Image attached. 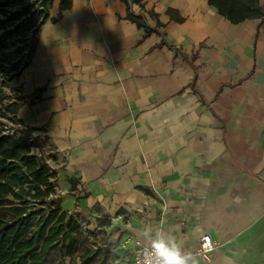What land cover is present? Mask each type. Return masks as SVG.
<instances>
[{
    "label": "crops",
    "instance_id": "1",
    "mask_svg": "<svg viewBox=\"0 0 264 264\" xmlns=\"http://www.w3.org/2000/svg\"><path fill=\"white\" fill-rule=\"evenodd\" d=\"M60 2L45 3L16 115L78 180L62 208L106 215L113 243L123 232L111 264H135L147 224L200 264H264V18L232 23L208 0ZM129 11L156 27L154 11L164 34L143 38Z\"/></svg>",
    "mask_w": 264,
    "mask_h": 264
},
{
    "label": "trees",
    "instance_id": "2",
    "mask_svg": "<svg viewBox=\"0 0 264 264\" xmlns=\"http://www.w3.org/2000/svg\"><path fill=\"white\" fill-rule=\"evenodd\" d=\"M9 0H0V12ZM22 4L14 13L22 18L29 28L38 31L47 18L46 8L36 17L30 0H15ZM47 0H44V4ZM144 7V0H126ZM217 11L232 23L247 19L264 18V7L260 0H208ZM71 0H61L60 7L70 6ZM172 20L184 21L177 10L168 8ZM157 26H164L158 14ZM127 18L144 29L143 38L153 32L164 34L146 22L142 13L129 11ZM10 19V16L6 17ZM55 21V19H53ZM6 20H0L5 24ZM0 40V47L2 45ZM18 122H22L18 119ZM56 172L42 156L34 152V143L18 137L16 131L7 130L0 122V264H50L52 251L72 256L77 247L75 230L77 224L71 214L61 206L62 197L56 195L53 178ZM71 190L78 180L67 177Z\"/></svg>",
    "mask_w": 264,
    "mask_h": 264
},
{
    "label": "rangeland",
    "instance_id": "3",
    "mask_svg": "<svg viewBox=\"0 0 264 264\" xmlns=\"http://www.w3.org/2000/svg\"><path fill=\"white\" fill-rule=\"evenodd\" d=\"M43 5H46L44 0H30L31 10L36 17L41 14ZM21 6L20 2L9 0L0 12V20H6L5 24H0V40L3 42L0 47V122L7 130L16 131L18 137L27 138L34 143V152L42 156L55 170L53 184L56 195L63 198L69 190L64 156L49 137L18 122L16 115L19 102L26 97L19 80L20 71L28 62L36 40V29L29 28L22 18L15 19L14 13L19 11ZM8 16L10 19H6ZM61 206L63 207L62 202ZM71 216L77 224L76 250L72 256L52 251L50 264H111L109 259L120 256L119 251L115 250L121 251L129 243L128 239L121 243L123 234L121 231L116 243L110 240V233L105 228L110 226L112 220L106 215L93 211L89 213L77 211Z\"/></svg>",
    "mask_w": 264,
    "mask_h": 264
},
{
    "label": "clouds",
    "instance_id": "4",
    "mask_svg": "<svg viewBox=\"0 0 264 264\" xmlns=\"http://www.w3.org/2000/svg\"><path fill=\"white\" fill-rule=\"evenodd\" d=\"M139 236L144 245L138 264H200L195 253L184 248L175 235L160 226L144 225Z\"/></svg>",
    "mask_w": 264,
    "mask_h": 264
},
{
    "label": "built area",
    "instance_id": "5",
    "mask_svg": "<svg viewBox=\"0 0 264 264\" xmlns=\"http://www.w3.org/2000/svg\"><path fill=\"white\" fill-rule=\"evenodd\" d=\"M45 8V5L41 6V9L43 10ZM37 34V31H36ZM136 245L139 249V255L136 257L135 264H138L140 261V253L141 249L144 245V242L137 240ZM217 243L212 239V237L208 234H205L201 238V247L199 249V254L202 256L204 260L210 259V253L216 248Z\"/></svg>",
    "mask_w": 264,
    "mask_h": 264
}]
</instances>
